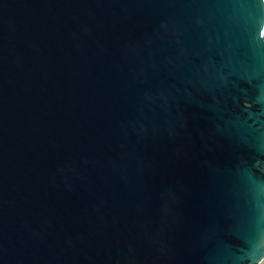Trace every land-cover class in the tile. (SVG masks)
Wrapping results in <instances>:
<instances>
[{"label":"water","instance_id":"water-1","mask_svg":"<svg viewBox=\"0 0 264 264\" xmlns=\"http://www.w3.org/2000/svg\"><path fill=\"white\" fill-rule=\"evenodd\" d=\"M0 264H264V0H0Z\"/></svg>","mask_w":264,"mask_h":264}]
</instances>
